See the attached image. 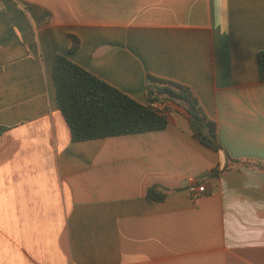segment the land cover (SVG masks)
Returning <instances> with one entry per match:
<instances>
[{
  "label": "crops",
  "instance_id": "crops-1",
  "mask_svg": "<svg viewBox=\"0 0 264 264\" xmlns=\"http://www.w3.org/2000/svg\"><path fill=\"white\" fill-rule=\"evenodd\" d=\"M259 51L264 0H0V264H264ZM56 55L141 104L189 87L221 149L170 102L163 131L72 143ZM225 154L247 165L208 181Z\"/></svg>",
  "mask_w": 264,
  "mask_h": 264
},
{
  "label": "trees",
  "instance_id": "trees-1",
  "mask_svg": "<svg viewBox=\"0 0 264 264\" xmlns=\"http://www.w3.org/2000/svg\"><path fill=\"white\" fill-rule=\"evenodd\" d=\"M71 39L70 53L79 46L75 37ZM256 61L258 80L264 83V51L257 53ZM51 77L56 106L70 130L72 143L163 131L168 125L164 110L157 111L151 104L170 102L186 117L193 138L212 150L221 149L215 121L187 86L149 76L145 86L148 103L141 104L62 55L54 57ZM234 164L247 165L225 154L224 167L212 169L206 179L217 180ZM146 198L163 201L165 193L154 185L148 188Z\"/></svg>",
  "mask_w": 264,
  "mask_h": 264
},
{
  "label": "built area",
  "instance_id": "built-area-1",
  "mask_svg": "<svg viewBox=\"0 0 264 264\" xmlns=\"http://www.w3.org/2000/svg\"><path fill=\"white\" fill-rule=\"evenodd\" d=\"M151 107L154 108L157 111H163V104L161 103H152ZM187 191L188 193L192 196V197H196L201 193H204L206 191V187L205 185H197V184H189L187 187Z\"/></svg>",
  "mask_w": 264,
  "mask_h": 264
}]
</instances>
